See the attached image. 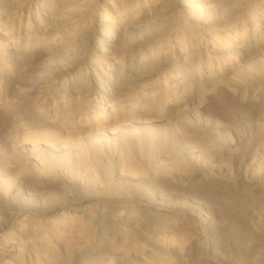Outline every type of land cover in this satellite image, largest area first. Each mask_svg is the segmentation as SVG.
I'll return each mask as SVG.
<instances>
[{
    "label": "bare ground",
    "instance_id": "obj_1",
    "mask_svg": "<svg viewBox=\"0 0 264 264\" xmlns=\"http://www.w3.org/2000/svg\"><path fill=\"white\" fill-rule=\"evenodd\" d=\"M207 1L181 0L190 15L184 22L174 25L170 19L172 11L169 0H0V74L7 67L12 71L8 79L26 84L27 80L20 74L27 57L23 61L18 57L30 55L34 48H38L44 51L48 61L42 73L37 75L38 78L28 80V83L34 84V88L26 93L19 90L16 95L19 97L18 108L13 109L14 104L7 99L12 97L8 88H0L3 91L1 99H4L0 106L9 109L5 112L6 119H10L12 115L17 117L16 122H9L6 127V136L13 139L15 144L7 147L8 152L5 150L1 154L0 173L13 171L17 177L19 174L23 176L18 179L19 182H13L15 176L0 175L6 183L3 192L8 193L10 198H20L24 191L28 195L34 190L39 193L50 191L49 195L43 193L48 195L42 198L43 202H56L59 197L62 201L69 200L73 197L69 191L74 190L64 175L65 171L83 168L91 172V179H103L114 184L110 194H124L128 199L131 192L129 188L126 189L125 184L116 182L118 178L137 179L140 182L151 180L158 170H167L166 164L156 165L154 160L151 161L152 157L148 158L154 147L167 143L176 145L181 139L190 137L193 139L188 144L194 146L207 138L204 132L199 134L198 129L189 132L191 129L186 128L188 123L195 122L193 115L200 112L201 92H215L220 85L235 87L239 93H247L240 97L241 106L246 108L256 105L259 98H264V20L259 22L255 5L250 7L252 11L248 13H252V30L259 27L257 32H260V39H249L253 34L251 31L247 34L248 38L237 45H227L224 49L214 48L213 45L208 52L210 56L205 60L210 63L214 57L217 65L209 67L204 74L199 69L201 56L171 52L173 45L185 48L187 42L195 39L191 36V26H209L212 23L205 13L209 4L213 7L227 4L225 0L224 3L217 4L219 0ZM247 1L249 0H240L238 4L243 5ZM25 10L26 24L22 27L21 12ZM228 12L233 11L229 9ZM95 14L100 17L96 22L93 20ZM18 15L20 17L16 19ZM13 24L17 25L15 30ZM9 26L12 27L8 29ZM169 30L174 35L173 44L163 37V33ZM230 33L219 36H235ZM85 44H91L93 50L100 55L120 52L121 63L109 62L104 58L107 68L101 67L99 62L94 65L92 74L83 78H71L66 85H57L53 89L43 88L42 84L47 80L45 74L55 70L60 61L65 64L66 59L78 56ZM222 53L235 57V60L239 59L244 68L236 65L219 67L221 63L218 58ZM2 57H11V60L7 61ZM40 77L42 80H39ZM253 91H257L255 98L249 96ZM262 104L263 107L256 113V119L264 126V102ZM224 114L229 117L228 112ZM26 151L29 156L25 154ZM144 151L146 153H142ZM216 154L221 160L222 169H227L230 161H237L229 147L217 149ZM262 156L264 137L251 162L244 168L245 179L255 192L263 188ZM142 157H147L146 162H143ZM180 160L179 156L175 159L176 170L186 172L187 169ZM236 169L241 170L240 161H237ZM207 171L206 168H197L189 178L205 177ZM30 174H34L32 176L42 183L31 186ZM218 175L221 176L220 173ZM11 182L14 185L10 187ZM79 195L80 193L77 196ZM80 216L85 230L97 239V245L94 250L86 249L87 253H83V247L72 249L74 257L86 255L85 258L90 260L96 254L107 252L103 264L118 263L117 259L115 262V256L120 255L126 256L127 260L132 259L124 248L123 236L119 234L122 232L116 222L119 218L116 221L109 220L113 224V231L117 233V236L109 239L103 229L97 230L95 214L90 209L81 210ZM258 217L260 220L255 225V230L264 234V212L258 214ZM136 220L138 227H133L134 240L144 239L149 232L163 233L169 228L180 227L189 229V223L183 219L157 221L150 212L141 214ZM76 227L75 225L74 228ZM21 228L23 236L27 231L33 233L35 240L30 241L29 245L27 240L20 238L21 248L18 246L14 250L8 249L4 242L3 247L7 249H0V264H39L42 262L40 249L47 247L50 251L58 247L62 249L56 254L57 258L62 253L67 256L70 242L61 237L59 239L58 236L54 242L48 237L44 239V235L38 233L41 224L36 218L30 216ZM104 239L107 244L103 242ZM61 242H64L62 247ZM255 261L264 264V250L255 257Z\"/></svg>",
    "mask_w": 264,
    "mask_h": 264
},
{
    "label": "rangeland",
    "instance_id": "obj_2",
    "mask_svg": "<svg viewBox=\"0 0 264 264\" xmlns=\"http://www.w3.org/2000/svg\"><path fill=\"white\" fill-rule=\"evenodd\" d=\"M169 1L172 11L171 23L173 22L175 25L177 22H184L190 14L186 12L181 0ZM225 1L227 4L223 6L213 7L211 4L207 6L206 18L208 17L212 23L209 26H191L193 31L191 36L195 39L187 42L185 48L182 45H173L171 48V52L174 54L188 53L189 55L193 54V57L201 56L202 63L199 69L203 74L208 71L209 67L214 68L217 65L214 57L210 63H206V57L210 56L208 52L213 45L217 49H224L227 45H237L240 41L246 40L247 34L251 31L253 34L251 37L249 36V39H254V41L260 39V32H257L259 27L252 30V13L248 12L252 11L251 6L255 5L259 22L264 20V0H249L243 5H239L240 0ZM217 3H224V0H219ZM31 7H34L33 3ZM229 9L233 12L229 13ZM21 15L20 26L23 27L26 24V10L22 11ZM19 17L18 15L16 19ZM99 19L100 17L95 14L94 22ZM16 26L13 24L14 30ZM11 27L9 26L8 29ZM224 33H233L235 36L221 37L225 35ZM220 34L221 36H219ZM163 37L167 39L166 41L172 42L171 44L174 43V35L171 30L163 33ZM26 57V64L21 68L22 73L20 74L23 79L27 80L26 84H19L8 79L12 75V71L6 69L7 67L0 74V88H8L12 97L7 99H10L9 101L14 104L13 109L18 108L19 97L16 95L19 90L26 93L34 88V84L28 83V80L38 78L37 75L42 73V69L48 62L44 51L38 48H34L30 55L24 57L20 55L18 58L23 61V58ZM2 58L7 61L11 60V57ZM104 58L117 64L122 60L120 52L110 53L108 56L107 54L100 55L93 50L91 44H85L82 53L75 57L71 56V59H66L65 64H61L60 61L55 70H50L49 74H45L47 80H44L43 88L53 89L57 85H66L71 78H83L92 74L94 65L99 62H101V67L107 68L108 65L104 62ZM218 59L221 63L219 67L228 68L236 65L238 68H244L243 63L239 59L235 60L233 56L222 53ZM39 80H42V77ZM2 92L1 90L0 94ZM246 95L247 93H239L235 87L228 85L218 86L215 92H201L199 97L202 100L200 112L195 114L196 116L193 115L195 122L188 123L186 128L191 129L189 132L198 129L199 134L205 133L207 138L195 144L196 146L188 144L193 139L189 136L190 139H181L176 145L167 143L154 147L152 155L148 158L152 157L151 161L154 160L156 165L166 164L165 166L168 168L167 170L163 169L164 171L158 170L151 180L145 179L140 182L137 179L120 180L116 174L118 178L116 182L125 184L126 189L129 188V192H131L129 193L131 197L128 199L124 194L117 196L110 194L114 184L103 179H91V172L83 168L66 169L64 175L74 191H69L73 197H69L70 199L65 201L59 197L56 202L45 203L42 198L48 196L50 191L43 192L48 194L44 195L36 190L30 192V195L24 191L20 198L17 196L10 198L8 193L3 192L6 183L0 178V207L2 208L0 211L2 213L0 216V249L9 247L8 249L14 250L18 248L20 238L27 240V244L31 245L30 241L35 240L33 233L26 231L23 236L21 227L32 216L40 222L41 229L38 230V233L43 234L44 239L48 237L51 242H54L55 239L61 237L70 242L67 256L62 253L58 258L56 254L62 250L61 248L58 247L50 251L49 247L43 249L39 247L42 256V262L39 264H103L107 258V252H103L102 255L96 254V257L90 260L85 258L86 255L83 257L72 255V249L76 247L85 248L83 253H87L86 249L94 250L97 245V239L91 232L85 230L86 227L82 224L83 218L80 216L81 210L90 209L95 214L97 230L103 229L109 239L117 236L111 226L113 224L109 220L116 221L119 218L116 221L118 227L122 229L119 234L123 236L124 248L131 254L132 259L127 260V257L122 255L115 256V262L116 259L118 260L116 264H258L255 257L260 254L261 250H264V234L255 230V225L260 220L258 214L264 212V182L261 183L263 185L261 190L256 192L252 190L245 179L244 168L251 162L255 150L262 144L264 126L257 121L256 113L259 108L263 107L264 98H259L256 105L246 108V106H241L240 101V97ZM249 96L255 98L257 91H253ZM3 101L4 99H1L0 96V102ZM96 101L98 102V100ZM7 110L9 109L0 106V158L5 150L9 151L7 147L15 144L13 139L6 136V127L10 123L16 122L17 117L12 115L10 119H6L5 112ZM224 112H228L229 117ZM225 147L232 149L236 160L241 162V170L237 171L236 169L237 161H230L227 169H222L221 160L216 154V150ZM25 154L29 156L28 151ZM178 156L184 163L186 172L180 173L176 170L175 159ZM146 158L142 157L143 162H146ZM261 162L262 169H264V156H262ZM200 167L208 169L206 176L190 179L192 172ZM219 173L221 176L218 175ZM0 175L15 176L13 182H19L18 179L23 177L22 174L17 177L13 171L5 174L1 172ZM32 175L34 174H30L32 180H29L31 186L42 183H39L37 178ZM2 177L5 178V176ZM13 182L10 187L14 185ZM20 186L23 189V184ZM78 193H80L79 196H77ZM101 209L108 217L102 213ZM105 210L111 211H107V213ZM98 212L100 213L98 214ZM144 212L153 214L157 221L166 222L173 218L183 219L189 223V229L169 228L163 233L149 232L144 239L134 240L132 237L133 227H138L135 224L136 219L141 214H145ZM75 225L76 228H74ZM40 239L43 238L40 236ZM4 242L7 243L6 247H3ZM103 242L106 243V240L104 239ZM63 243L61 242L60 247ZM19 248L21 247L19 246Z\"/></svg>",
    "mask_w": 264,
    "mask_h": 264
}]
</instances>
